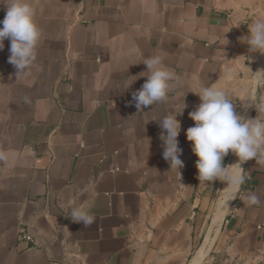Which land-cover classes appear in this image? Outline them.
Wrapping results in <instances>:
<instances>
[{
	"label": "crops",
	"instance_id": "crops-1",
	"mask_svg": "<svg viewBox=\"0 0 264 264\" xmlns=\"http://www.w3.org/2000/svg\"><path fill=\"white\" fill-rule=\"evenodd\" d=\"M28 2L41 32L29 75L18 81L10 39L0 50V264H192L197 253L198 264H264V166L245 162L234 190L200 184L186 137L194 93L211 83L257 118L240 104H264L251 73L264 69V55L241 38L264 19V0ZM154 55L173 86L139 110L133 93L147 78L122 85ZM183 102L179 174L163 157L159 120L179 115ZM230 192L236 211L218 213ZM80 205L93 217L88 227L69 217Z\"/></svg>",
	"mask_w": 264,
	"mask_h": 264
},
{
	"label": "clouds",
	"instance_id": "clouds-1",
	"mask_svg": "<svg viewBox=\"0 0 264 264\" xmlns=\"http://www.w3.org/2000/svg\"><path fill=\"white\" fill-rule=\"evenodd\" d=\"M6 8L5 18L0 21L2 25L0 26V50L4 47V40L10 39L8 62L18 70L19 81L21 74L29 75L30 66L36 59L35 49L41 38V32L34 20V11L28 0H7ZM241 40L248 45L250 54L264 55V19L253 21L248 27V35ZM246 58L249 59V57ZM143 64L147 66L148 71L141 73L140 76L129 75L130 82L126 81L122 85L128 90L141 77L147 78L142 88L133 93L135 106L139 110L164 102L173 86L171 83L173 76L163 66L159 55L146 58ZM251 73L255 83L264 84V69L251 71ZM194 94L199 97L200 103L194 111L189 113L194 126L187 129L186 137L192 143L193 154L198 157L197 178L200 184L202 182L208 184L216 180L226 182L228 186L222 192L234 190L244 181L245 171L242 165L245 162L255 160L258 166H264V118L260 116V112L264 111V104L254 103L252 97L241 102L242 109L254 107L258 112L257 118L252 119L239 114L236 111L235 102L216 83L203 86ZM186 107L183 102L179 115H176L173 110L159 120L162 129L160 139L163 142V157L170 162L171 166L173 164L176 166L178 173L184 166L180 159L182 149L179 147L178 136L181 124L178 117ZM230 152L238 157V162L225 166L224 157ZM232 195L234 192H230L223 199V203L218 204L216 209L218 213L228 210L236 211L229 207ZM220 199L218 194L217 200ZM245 199L253 205L259 203V198L255 194H248ZM69 217L76 223H83L86 227L93 222V217L87 212L86 205L72 207ZM199 259L200 256L197 253L193 257L192 264H198Z\"/></svg>",
	"mask_w": 264,
	"mask_h": 264
},
{
	"label": "built area",
	"instance_id": "built-area-1",
	"mask_svg": "<svg viewBox=\"0 0 264 264\" xmlns=\"http://www.w3.org/2000/svg\"><path fill=\"white\" fill-rule=\"evenodd\" d=\"M23 239L28 240V241H30V242H32V243L34 242L33 239L31 238V236L28 235V234H26V233L23 234Z\"/></svg>",
	"mask_w": 264,
	"mask_h": 264
},
{
	"label": "water",
	"instance_id": "water-1",
	"mask_svg": "<svg viewBox=\"0 0 264 264\" xmlns=\"http://www.w3.org/2000/svg\"><path fill=\"white\" fill-rule=\"evenodd\" d=\"M32 239H34V237L32 235H30Z\"/></svg>",
	"mask_w": 264,
	"mask_h": 264
}]
</instances>
